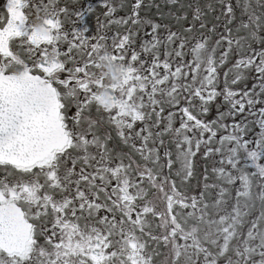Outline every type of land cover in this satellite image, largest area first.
<instances>
[{"label":"snow or ice","instance_id":"snow-or-ice-1","mask_svg":"<svg viewBox=\"0 0 264 264\" xmlns=\"http://www.w3.org/2000/svg\"><path fill=\"white\" fill-rule=\"evenodd\" d=\"M161 248L264 264V0H0V264Z\"/></svg>","mask_w":264,"mask_h":264},{"label":"flooded vegetation","instance_id":"flooded-vegetation-1","mask_svg":"<svg viewBox=\"0 0 264 264\" xmlns=\"http://www.w3.org/2000/svg\"><path fill=\"white\" fill-rule=\"evenodd\" d=\"M93 2H95V0H93ZM157 2L163 3V0H157ZM154 11H155V9H153V12ZM90 19H91V26L94 27L95 26V17H91ZM203 163H204V161L198 160L197 173H199L202 170ZM258 210H259V204H257L256 210H254V211H258ZM160 251H161L162 255L157 258V264H162V262L165 258V254H167L168 250L161 248Z\"/></svg>","mask_w":264,"mask_h":264}]
</instances>
